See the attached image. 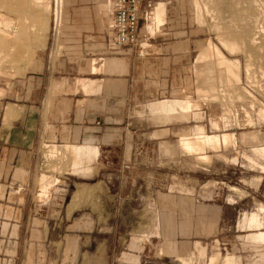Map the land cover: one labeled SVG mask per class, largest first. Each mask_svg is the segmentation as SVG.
Instances as JSON below:
<instances>
[{"label":"rangeland","instance_id":"obj_1","mask_svg":"<svg viewBox=\"0 0 264 264\" xmlns=\"http://www.w3.org/2000/svg\"><path fill=\"white\" fill-rule=\"evenodd\" d=\"M193 1L140 0V9L143 14L144 12L146 13L145 19L143 18V14L139 19L138 44L142 47L147 46L148 37L154 39L166 38L168 37L167 33L170 32L176 36H189L191 40L195 41V53L193 54L195 55V62L199 51L207 48L209 44L217 46L224 57L228 59L237 58L240 69L237 79L232 83V88L224 85L222 78L220 81L218 77L211 81V88L216 89L217 94H219L218 90L225 88H228L227 90L231 95L234 96L236 94L237 100L234 101L235 108L238 105L239 112L241 108L248 112L252 121L251 128H242L236 117L226 115L229 121L228 126L225 127L227 129L220 130L219 132H212L210 130V133H205L208 135L213 133L229 134L233 137L234 143L232 145L230 143V145L221 150L220 148L215 150L216 154L213 153L215 151H211L212 153H209V155L211 154L213 157L211 159L208 157L209 160L207 162L196 163L193 158L181 155L176 148V132L169 137L171 143H165L168 146H166L167 151L163 150L159 153L156 148L149 149L147 150L146 159L141 164L121 165L116 163L117 160L112 159L106 163L103 162L106 160L103 159V156H107V154L100 153L101 159H96L93 170L88 177L69 174L72 173L69 165L70 158L65 162L54 159L47 163L48 160L42 157L44 154L42 147L43 143L50 142L40 140L34 176L28 187H24L21 190V187L15 188L12 182L6 184H1L0 182V222H5V224L0 223V264H129L131 257L127 256V254H129V248L132 247L128 243L126 244V249H124L121 243V239L125 236L124 234L129 233L130 228H135L140 223L141 230L137 234L141 235L139 237H132H138L143 242L148 243L151 252L155 250L158 254L157 248L163 242L162 215L171 214V221L177 226L176 218L183 215L182 213H176L179 209L177 200L180 197L184 200L188 198L187 200L190 201V205L233 204L244 212L255 210L259 205L264 206V161H262L258 154L253 153L252 144H245L240 141V135L250 132L257 138L256 146L258 148L264 147V116L258 113L259 108L264 109V0H199L198 6L200 7V11L201 9L203 10L202 5H205L208 10L203 15L202 22L196 20L197 15L195 14L197 13ZM64 2L62 1V5L58 6V8L56 7V0H49L48 16L42 9H38V11L40 10L43 13L32 11L34 14L31 12L30 17L37 14L35 19L40 20L38 22L40 26L43 25V30L40 29L39 24V28L35 27L37 21L34 17L32 19L28 18L30 21L34 19L32 34L34 37L36 36L33 38L31 37L32 35H28V38L31 39L30 41H34L33 43H36L32 46L37 45V49L35 46L33 48L29 46L28 48V45H22L21 41L25 40V38L21 34L25 33V29L20 28L18 35L21 36V41H19L21 45L14 52L15 55L16 53L19 54L16 55L17 57L15 55L11 56L12 58L9 57L10 61L8 59L7 63L4 62V65H0L2 68H5H3L5 72L12 75L5 76L4 78L0 77V89L2 90V94H0V132L10 128L13 121L26 116L29 101L33 100L39 91L36 79L38 72L45 66L52 65L55 67L57 61L60 62L61 59H64L62 58L63 54L60 46L57 43L63 27L62 19L65 17V15L63 17ZM157 2L165 4L163 25L157 31L156 29L152 30V28H149V30L144 32L143 28L149 26L150 15H152L151 9ZM57 10L60 12H58V24L55 15ZM11 14L10 16H6L11 21L15 20L18 16L17 13ZM65 14H67V10H65ZM38 16H41V19ZM109 24L110 18L106 26ZM215 27L220 29L221 33H219L224 38L229 37V39L235 41L238 45H242L243 43L242 50H238L235 54L234 52L227 53L220 45L217 32L214 31ZM253 40L255 42L252 44L251 41ZM20 48L25 53L23 50L20 51ZM29 49L34 50L29 52L27 51ZM26 53H29V56ZM25 56H27L28 60L26 58L23 59ZM35 56H38V59L31 64ZM246 63H250L251 65L250 69L253 77L250 82L246 80L244 71ZM7 64L8 66L5 67ZM192 76L190 74V80H188L189 82L192 80V82H195L189 85L186 94L190 97L198 98L195 88L198 86V83L195 78L192 79ZM204 104L206 106L203 109L205 118L202 122L206 125V120L207 118L210 119L211 112L207 108V102ZM10 105L13 106V113L11 120L6 125L2 122L1 116L5 107L4 120L9 119V115L12 112ZM191 125H193V122L180 127L189 128ZM212 129L213 131L219 130L213 127ZM207 132H209L208 129ZM166 135L167 132L163 133V136ZM153 136L155 137V135ZM215 155L217 156L215 157ZM233 160L235 162H232ZM51 167L57 168V171L52 172L50 170ZM83 173H87V171ZM38 178L39 182H43L41 186H44V191L49 189L47 191L48 197L40 198L37 195L40 193L37 182ZM40 178L43 179L40 180ZM53 178L58 180V182L51 187ZM81 185L84 186L83 194L77 201V207L69 211L72 196ZM59 188H62V194H65L62 202L66 203L69 201L67 211L65 213L56 212L57 214L53 215L54 219L48 221L50 213L47 212L49 207H46V204L50 203L51 200H56L55 198H60L58 195L60 192ZM57 202L59 203L58 200ZM19 203L25 207L28 205L31 208L34 205L42 209L37 213V217L42 221V224L40 225V222H36L33 226H29L30 229L38 230L42 228L45 233L46 227L50 229V227H53L52 221H55L52 238H39L37 231L32 232L31 236L28 233H24L23 235L20 232L19 238L16 237V234H19V228L16 230L14 224H16L18 214H15L12 206H18ZM75 210L77 211L71 213ZM200 214L199 212L196 213L197 218L201 217ZM64 217L68 218L69 221L63 219ZM71 223H74L75 228L86 229L96 224L99 227L111 226L110 232L107 233L101 230L95 235L101 241L105 239L111 241L110 249L113 250L116 260L112 261V263L110 261L107 262L106 255L103 259H92L87 256L81 258L79 255H74L75 243H72L73 240H68L64 256H61L59 253L61 252L60 246L51 244L48 240L50 241L57 234L62 233L63 229L67 225H71ZM57 224H59L58 228ZM198 226L202 228V224L199 223ZM192 227L196 229V224H193ZM243 234H245V231H239L235 225L230 226L228 231L221 233L222 241H226V246H222L221 243L217 245L213 242V246L211 245L212 249L210 250V244L214 238L208 237L203 239V243H201L205 249L203 256L199 257L191 249V252H185L186 258H189L192 264L193 262L195 264H206V258L217 252L221 258L226 254L236 258L237 262L235 263L237 264H255L258 255L254 250L243 245V240L239 238ZM127 236L128 234H126ZM151 236H156L158 238L157 241L150 239ZM117 238H120V240ZM37 239L40 245L37 247V250L42 253L40 257L39 255L35 256L36 254H32V246H28L27 244L28 241L31 242ZM216 239L220 240V236H217ZM181 244L189 246L188 240H181ZM160 255L172 256L173 254L168 255L163 253ZM187 262L184 261L183 263L191 264V262ZM216 263L220 264V260Z\"/></svg>","mask_w":264,"mask_h":264},{"label":"crops","instance_id":"obj_2","mask_svg":"<svg viewBox=\"0 0 264 264\" xmlns=\"http://www.w3.org/2000/svg\"><path fill=\"white\" fill-rule=\"evenodd\" d=\"M63 1H65L63 14L65 17L62 19L63 27L60 28L61 33L57 43L64 59H61V63L57 61L55 67L45 66L38 72L36 79L39 91L33 100L29 101L26 116L13 121L10 128L0 132L1 184L12 182L15 188L21 187V190L28 187L34 176L40 140L50 142L43 143L46 146H75L85 150H95L96 154L90 162L89 172L69 173L74 176L88 177L96 159H101L100 153L107 154L103 156V159H106L103 162L106 163L112 159L117 160L116 163L121 165L141 164L147 157V150L156 148L159 153L163 150L167 151L168 146L165 143L170 144L169 137L177 132L176 148L179 153L199 163L202 161L196 154L184 153L182 144L184 139H191L199 134L231 136L226 133L206 134L210 133V130L219 132L227 128L213 131L211 116L210 119L207 118L205 125L202 122L205 118L203 112L205 104L202 103L204 101L186 94L189 85L194 84L193 80L189 82L195 63L194 40H191L189 36L181 37L169 32L166 38L148 37L147 46L137 45L113 50L107 44L106 25L110 18L108 0ZM38 56H35L31 64L37 61ZM198 101L201 103L199 104ZM10 106L12 112L9 119L4 120L5 107L1 116L2 122L6 125L12 118L13 106ZM190 122H193V125L189 128L180 127ZM166 132L167 135L163 136ZM226 147L221 141L217 149ZM254 149L258 147L252 146L253 153L257 154ZM215 150L204 149L201 154L211 159L213 156L209 153ZM14 177L17 178L14 179ZM37 182L40 190L37 195L40 198L48 197L49 189L44 191V186H41L43 182H39V178ZM57 182L58 180L53 178L51 187ZM59 190L60 198H55L56 200L46 204V207L50 208L47 209L50 213L48 221L54 219V214L67 211L69 201L62 202L65 194H62V188ZM83 190L84 186L81 185L74 192L69 211L77 207V201L82 196ZM187 199L180 197L177 200L179 209L176 213L183 214L176 218L177 226L172 223L171 214L162 215L163 242L157 248L158 254L155 250L151 252L149 244L138 238L141 235L137 234L141 230L140 223L135 228H130L129 233L124 234L125 236L121 239L124 249L128 243L132 247L127 254L131 257L129 264H184L183 261L190 260L185 254L191 252V249L199 257L204 255L205 249L201 243L205 238H214L210 244V250L213 242L226 246V241H222L221 233L228 231L230 226L234 225L239 231H245V234L239 236L240 239L243 238V245L258 254L256 264L261 260L260 264L264 263V246L247 244L244 236L251 231L240 229L244 215L257 212L258 208L244 212L233 204L196 206L190 205ZM12 208L15 214H18L14 224L16 230L19 228V234H16V237L19 238L21 233L23 235L28 233L31 236L35 231L39 233V238L53 237L55 221H52L53 227L50 229L46 227L45 233L42 228L38 230L29 228L36 222L42 224L37 217V213L42 209L34 205L31 208L28 205L25 207L20 203ZM197 212L201 213L200 218H197ZM260 216L264 217L263 213ZM63 219L69 221L68 218ZM0 223L5 224V222ZM199 223L202 224V228L198 226ZM193 224H196V229H193ZM58 227L59 224H57ZM111 229V226L99 227L97 224L88 229L75 228L74 223H71L63 229L62 233L48 242L59 245L61 249L59 253L64 256L68 240H73L74 255L92 259H103L106 255L107 262L112 263L116 257L110 249L111 241L106 239L101 241L95 235L101 230L108 233ZM126 234H128L127 237ZM217 236H220L221 242L216 239ZM117 239L120 240V238ZM150 239L157 241L158 238L151 236ZM181 240H188L189 246L180 245ZM27 244L32 246V254L42 256V253L37 250L40 246L38 239L28 241ZM163 253L173 255L161 256L160 254ZM215 257L217 261L220 260V264L225 258H234L227 254L221 258L215 252L206 258V264ZM234 260L236 261V258Z\"/></svg>","mask_w":264,"mask_h":264},{"label":"bare ground","instance_id":"obj_3","mask_svg":"<svg viewBox=\"0 0 264 264\" xmlns=\"http://www.w3.org/2000/svg\"><path fill=\"white\" fill-rule=\"evenodd\" d=\"M62 1L63 0H56V3H57L56 7H58V6L60 7L62 5ZM200 1H202V0H200ZM198 2H199V0L193 1V4L196 7V13H197L195 15H197L196 20L198 22L199 21L202 22L203 21L202 20L203 15L206 14L208 12V10H207V7H205V5H202L203 10L201 9V11H200V9H199L200 7L198 6L199 5ZM200 3H202V2H200ZM49 5H50L49 0H0V65L3 64L4 62L7 63L9 57L12 58L11 56L15 55L14 52H16V50L19 49V46L21 45L19 42V41H21V36L18 35V33H20L19 32L20 28L25 29V33L21 34V35H24V38H25V40L21 41L22 45H28V48H29V46L36 44V43H33L34 41H30L31 39L28 38V35L29 36L32 35L31 37H33V38L36 37V36L34 37L32 32L34 30V25H33L34 19L36 18L37 14L30 17V13L32 11H38V9H42V11L47 14V12L49 11ZM253 6H254V4H253ZM58 10L56 11V14H55L56 18H57V24H58V18H59L58 14L60 13ZM151 10H152V13H151L152 15H150L151 18L149 21V26L143 28L144 32L146 30H149V28L150 29L152 28V30H154V29L157 30L163 24V20H164V16H165V4L163 2H157L154 5V7H152ZM38 12H40V10ZM11 13H14V14L17 13L18 14V16H17V18H15V20L11 21V19L6 17L8 15L9 16L12 15ZM32 14H34V13L32 12ZM198 14H199V16H198ZM47 16H48V14H47ZM29 17H30V19H32V17H34V19L30 21V19H28ZM35 20L37 21V24L35 27H38V24H39V27H41L40 29H42L43 25L40 26V23H38L40 20L39 21H38V19H35ZM219 30H220L219 28H216V27L214 28V31L217 32V38L220 42V45L225 49V51H227V53L228 52L229 53L234 52V54H235V52H237L238 50H242V46H243L242 42H241L242 45H238L235 41H232L231 39H229V37L224 38L223 36H221V34H220L221 32ZM251 39H253V38H251ZM240 40H242V39H240ZM254 42H255L254 40L251 41L252 44ZM38 45H40V44H38ZM34 46H32V48ZM250 46H252V45H250ZM35 48L37 49V45L35 46ZM22 50L20 48V51H22ZM32 50H34V49H32ZM32 50L29 49L27 51L31 52ZM24 53H25V51H24ZM18 54L16 53V55H18ZM16 55H15V57H17ZM26 57L27 56L23 57V59ZM21 59H22V57H21ZM26 59L28 60V58H26ZM9 61H10V59H9ZM25 61L26 60H24V62ZM26 64H28V63H26ZM7 66H8V64L5 67H7ZM1 68H0V77L4 78L5 76H12L10 73H7L4 71V69H5L4 67H3L4 69L2 68L3 70ZM250 68H251L250 63H246L244 66V71L246 74V80H248V82H250L251 78L253 77ZM239 69L240 68H239L238 59L237 58L228 59V58L224 57L223 54L220 52L219 48L215 45L209 44L207 46V48H205L204 50H202L201 52L198 53L196 62L193 65V76H194L193 78H195V80L198 83V86L195 87L196 88V94H197V97L200 98L199 100L204 101V103L207 102V104H208L207 108L211 112L210 116H212V118H213V120H212V122H213L212 127L213 128L220 129V128L227 127L229 124V121L227 120L226 115H232V117H236V119L240 122V126L242 128H251V126H252V121L250 120L248 112L242 108L239 112V110H238L239 106L238 105H237L238 107L236 106V108H235L234 101L237 100L236 94H235L236 96L231 95L229 93V91L227 90L228 88L226 89L225 87H223V88H225L223 90L222 89L218 90L219 94H217V92L215 91L216 89L214 90L213 88H211V81L216 77H218L220 79V81L222 78L223 84L232 88L231 86L233 85L232 84L233 81L236 80L238 75H239ZM0 94H2L1 89H0ZM198 102H199V104L201 103L200 101H198ZM258 113L262 114V116H264V109L259 108ZM220 117L221 118L223 117V118L221 119ZM221 141H223V144L226 147V146L230 145V143L232 145L234 142V139L232 136H226V135H223V136H205V135L199 134L198 136H196L194 138L184 139L182 141L183 151H184V153H187V154H193L194 153L197 155L199 160H201L202 162H207V160H209V159L207 157H204L201 154L202 151L204 149H206V150L217 149L219 147ZM240 141L242 143H245V144H252L255 147L256 142H257V138L254 134H252L250 132H246V133H243L242 135H240ZM42 149L44 151L43 152L44 154L42 157H44L46 160H48L47 163H49L50 161H53L54 159L61 160L62 162H65L68 158H70L71 161H70L69 165H70V170L72 173H83L86 171L89 172L90 164H91L90 162L94 159L93 157L96 154L95 150H90V149L85 150L81 147H75V146H61V147H59V146H54V145L53 146L43 145ZM256 151H257L258 156L262 160H264V147H260V148L256 149ZM82 158L84 161L82 160ZM46 166H48V165H46ZM260 168L262 169V167H260ZM50 170L52 172H56L57 168L51 167ZM40 180H42V178H40ZM261 213H263V215H264V206L263 205L258 206L257 212L251 213L249 215H244L243 219L241 220L240 229L251 231L246 236H244V240L247 244L264 246V217L260 216ZM217 260L218 259L216 257L212 258V259H210L209 263H207V264H217L216 263ZM188 261H190V260H188ZM261 261H260V263H261ZM235 262L236 261L234 260V258L233 259L225 258L221 264H237ZM256 262H255V264H256ZM260 263H258V264H260Z\"/></svg>","mask_w":264,"mask_h":264},{"label":"built area","instance_id":"obj_4","mask_svg":"<svg viewBox=\"0 0 264 264\" xmlns=\"http://www.w3.org/2000/svg\"><path fill=\"white\" fill-rule=\"evenodd\" d=\"M108 1L110 24L107 26V44L109 47L118 50L139 45V19L143 14L140 9V0Z\"/></svg>","mask_w":264,"mask_h":264}]
</instances>
